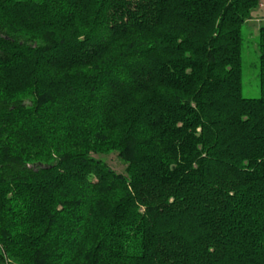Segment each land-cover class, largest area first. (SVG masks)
<instances>
[{
    "label": "trees",
    "instance_id": "obj_1",
    "mask_svg": "<svg viewBox=\"0 0 264 264\" xmlns=\"http://www.w3.org/2000/svg\"><path fill=\"white\" fill-rule=\"evenodd\" d=\"M258 5L0 0V264H264Z\"/></svg>",
    "mask_w": 264,
    "mask_h": 264
},
{
    "label": "rangeland",
    "instance_id": "obj_2",
    "mask_svg": "<svg viewBox=\"0 0 264 264\" xmlns=\"http://www.w3.org/2000/svg\"><path fill=\"white\" fill-rule=\"evenodd\" d=\"M261 27H264V0H259L258 7L251 13V19L241 27V95L243 98L260 97L258 34ZM94 157L103 160L116 173H125L126 164L117 156V153L94 155Z\"/></svg>",
    "mask_w": 264,
    "mask_h": 264
}]
</instances>
